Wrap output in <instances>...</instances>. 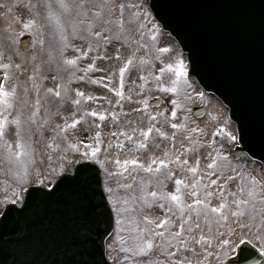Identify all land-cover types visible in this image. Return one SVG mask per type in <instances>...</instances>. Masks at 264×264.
Masks as SVG:
<instances>
[{"label":"rangeland","instance_id":"1","mask_svg":"<svg viewBox=\"0 0 264 264\" xmlns=\"http://www.w3.org/2000/svg\"><path fill=\"white\" fill-rule=\"evenodd\" d=\"M0 1L3 6V20L0 22V25L3 26V29H0V57H2L0 63L10 64L9 68H0V83H3L9 91L12 90L13 86H16V96L8 98L13 106L8 107L0 101V115L9 120L19 115L21 121L25 122L29 120V116L33 112L36 113L32 118L31 125L24 123L23 127L25 129L32 127L34 131L33 139L38 142L36 145L37 155H39L45 144L53 142L57 133H59L61 138L64 137L65 134L62 135L63 132H60V129H63L67 121L71 125L72 120H78V113L81 115L79 123L75 125V128L72 126L66 129L67 139L70 142L83 141V144L79 145L80 151H70L67 147H62L61 139H55V143L60 145V150L53 149L47 153L48 155H53V152H55L53 160L54 168H56L55 160L60 156H66V164H68L73 159H81L85 151L91 154L89 145L100 149L98 158L105 164L112 161L111 155L113 153H116L114 158H119L121 161L133 158L140 160L141 156L142 162L144 161L146 164L147 161L151 164L153 159L163 158L172 160L173 163L167 165L169 170L175 173V178L184 181L183 188L181 186L180 196L182 197V202L187 201L189 204H192V199L204 198L205 186L210 185V181L213 179L217 180V184L211 185L208 190L223 187L225 180L230 176L232 177L228 181L224 192V199L229 202L233 199L229 193L236 192L237 185L241 182L239 173L243 174L246 182L249 181L250 174L258 176V182L264 180V177L260 175L258 167L249 168V170L245 166L229 164L230 168L235 170L234 172L227 168L223 172H218L217 168L208 167L212 159H216L217 163L225 159L223 150L215 142V137L221 136L224 138L228 136V133H233V128L228 122L225 110L216 104L218 102L201 91L199 87H191L186 77H182L180 80L178 91L180 93L179 106L177 105L178 102L176 104L172 103L173 100L176 101V94H173L172 97H166L161 93V90H167L172 87L171 82L174 78V73L179 69V64L176 63L177 57L183 58L185 66L186 59L177 42L167 33L163 32L161 27L151 18L152 16L145 5L142 4V0H107L109 3L125 5L123 12L125 19H128L132 14L141 18L140 23H143L145 27L139 31L129 30L127 33H121L119 25L116 23H113L112 30L108 31V26L96 20L95 13L89 11L90 8L96 7L101 2H104V0H65L69 5L84 3L87 7L84 9L78 7L71 8L62 14L55 7L58 0ZM49 2L54 5L53 11L59 14V24L56 26L52 25V22L55 23V20L48 16L47 10L44 7ZM4 5L11 7L12 11L9 12L8 8ZM31 5H36V7H32ZM96 10L99 11V8L97 7ZM118 11V9L115 10L114 14H118ZM46 16L47 19L45 18ZM31 18L36 20L35 26L27 29L24 28L22 22H27ZM104 18H108L107 14H105ZM89 21L92 22L91 31H89ZM50 30L52 34L49 36ZM93 32H100L101 35L99 37L94 36ZM26 33H29L33 38L32 50L28 53L22 52L19 46V39ZM153 34L155 35V40L152 39ZM104 37H108L109 39L105 40ZM13 44H15L14 49L17 51L14 54L11 52V56H9L6 52L12 48ZM47 44L51 48L48 49V54L46 51ZM145 45L148 46L146 47ZM164 48H168L170 51H159ZM73 59L76 61L75 64L68 63V61ZM79 59L81 60L76 68L75 66ZM128 59L132 60L130 65L126 63ZM14 64H20L21 68L12 67L11 65ZM169 64H172L173 67L168 68ZM122 67L130 71L127 78L124 76L126 70L121 77L120 69ZM161 68L164 69L163 73L160 72ZM7 70H12V72ZM6 71L10 73L9 79L16 78L17 76L21 87L17 85L18 81L15 79L7 82L5 77H3V73ZM47 71L50 72L48 73ZM57 72L58 74H56ZM58 76H63L65 79L64 84L60 88L57 85L59 81ZM73 80L76 83H72ZM68 82L70 83V87L68 88L70 97L62 102L59 109L60 112H58L60 115L57 117H55L56 115L54 117L51 116L47 120L49 116L48 107L54 108L55 106L50 103V97L54 95V92L51 95L47 89L60 91V97L54 95L55 101L60 102V100L63 101L64 89L67 87ZM158 84L159 86H157ZM25 89H27V97L22 101L19 96L22 95L24 97L26 95ZM78 92H82L84 95L81 96ZM168 92L173 93L171 91ZM185 92L188 96H191L190 101H185ZM198 93H203V96L198 95ZM160 94L165 97L168 104H165L159 110L158 108H154L153 111L150 110L148 105L149 98ZM37 99L40 101L39 105L36 104ZM76 101H79V103L77 104ZM17 103H21L22 108L24 106V111L23 109L20 110ZM193 105H205L207 107L206 116L199 120L193 118L191 115ZM6 108L7 111H5ZM25 111L26 115L23 114ZM76 111L78 112L76 113ZM93 111L99 113V115L93 116ZM173 111L176 112L175 116L172 115ZM155 117L160 118L153 119ZM46 120L48 121L46 131H53V129L49 130V127L59 125V127L53 126L56 131L52 136L46 134V131L44 132V130L39 129L45 127L43 124ZM163 121L168 122V124L178 125V127H173L172 124L159 126L160 128L157 127L156 129H159L160 133H167V135L157 134L150 139L148 146L142 153L136 152L138 148L136 141L138 139L135 140L133 137V135L135 136L133 130L139 129L135 133L140 134L141 130L145 132L148 127H152L154 124L162 123ZM36 124L41 127H36ZM198 128L200 131H197ZM18 130L15 124H9L6 127L7 135L5 138L10 143L15 142L18 139L16 136ZM36 132L38 137L35 136ZM97 132L101 134L98 139L96 137ZM125 134L131 136L132 139H126ZM165 152L168 153L167 157L164 156ZM176 155H180L182 160L188 161L187 165L182 166L183 170L175 162L174 157ZM197 160H199L198 170L196 173H193L189 169L195 165ZM7 166L9 164L6 159L2 163V152L0 150V212L6 201L4 199L5 196L12 201L16 200L18 196V193L13 195V192L10 193L8 191L12 190L13 187L11 186L12 174H8ZM112 166L113 171V168H118L115 161H112ZM157 166L161 165L156 164ZM126 167L129 171L132 170L131 163ZM169 170L161 171L160 178L163 181L161 187L157 183H153L150 186L140 184L137 186L139 179L133 183L132 180L128 179V174H123L127 172L118 168L116 172L120 176H124L120 177L113 174L115 179L121 184L120 181L123 182V178H126L127 184H133V188H122L119 191L116 184L111 183L110 186L113 188L111 195L121 198L120 194L125 196V194L132 193L137 198L142 195L145 188L147 191H164L167 187L171 189L174 187L172 183L173 176L170 181L171 188L169 187L170 179H164V177L168 176ZM4 171L7 174H2ZM56 173H60L58 168H56ZM154 173H156L155 169L151 174ZM143 174L149 173L144 172ZM132 175L134 177L140 176V174H134V172H132ZM53 179L54 176L47 175L46 183L51 184ZM32 183H36L35 177H33ZM124 184L126 183L124 182ZM196 184L200 185L198 197L189 199L188 193L191 192L192 187H195ZM189 185L192 187H189ZM247 186L251 188L250 183ZM166 192L175 193V190ZM259 195L260 193L257 192V196ZM136 198H129L128 208L130 212L125 215L124 220H121V216L120 218L118 217L119 224L118 226L116 225V231L109 241L110 256L114 257L113 259L116 264H128V261L125 263L126 256L122 255L121 252H125L127 256H132V258H142L141 264H158L160 262L167 264L168 261L174 264L179 263L185 257L191 260L192 264H197L198 260L200 264H203L205 255L202 254L199 245L196 247L195 254H193L190 248L187 250L181 249L173 257H166L159 249L139 253L130 238L137 235L136 228L138 226L143 227V224L139 216L131 210H142L148 204L151 197H143V207H141ZM244 198H248L247 195ZM209 202L214 206L219 205L221 202L220 193L216 192L213 197L209 198ZM250 203L256 205L257 212L261 210L262 206L258 199L250 200ZM124 206L126 207V205ZM197 207L194 204V209ZM144 211L153 216L152 219L154 218L158 221L157 218H164L166 209L161 208L159 203H157V205H151ZM192 214L194 215V212ZM185 219H187L186 216ZM173 220L178 225L180 217L175 215ZM173 229L175 231L176 227H173ZM196 231L199 233L200 230L197 229ZM250 239L258 242L256 239ZM122 248H132L133 250L126 252L122 251ZM209 250L212 251V249ZM172 251L176 252V248L173 247ZM224 258L221 264H223ZM216 262L217 257L215 255L207 257V264H216Z\"/></svg>","mask_w":264,"mask_h":264},{"label":"water","instance_id":"2","mask_svg":"<svg viewBox=\"0 0 264 264\" xmlns=\"http://www.w3.org/2000/svg\"><path fill=\"white\" fill-rule=\"evenodd\" d=\"M145 4L189 53L191 80L230 108L243 137L232 156H249L261 162L264 171V0H145ZM29 41L28 36L21 40L24 50L30 49ZM194 113L199 117L204 109ZM82 164L92 166L103 191L94 163L72 165L64 175L75 176ZM24 197V203L9 206L0 220V264H110L106 241L114 221L113 215L107 217L111 209L105 194L101 200L91 187L66 181L51 195L34 194L26 205L27 193ZM241 248L254 253L245 252L247 259L241 264L251 259L259 264L256 249L248 244ZM237 256L230 263L236 264Z\"/></svg>","mask_w":264,"mask_h":264},{"label":"snow or ice","instance_id":"3","mask_svg":"<svg viewBox=\"0 0 264 264\" xmlns=\"http://www.w3.org/2000/svg\"><path fill=\"white\" fill-rule=\"evenodd\" d=\"M4 6L8 8L9 12L12 11L11 7L7 5ZM31 6L36 7V5ZM44 7L47 10L48 16L55 19L57 24H59V14L56 11H53L54 5L49 2L44 5ZM55 7L59 10V13L62 14L63 12H67L71 8L75 7L84 9L87 7V5L84 3L69 5L65 2V0H58V3L55 5ZM97 7L99 8V11L96 10ZM117 9L119 10L118 14H114V11ZM124 9V4L117 5L115 3H109L107 2V0H104V2H101L96 7L90 8L89 11L95 13L96 20L108 26V31L112 30L113 23L119 25V31L121 33H127L129 32V30L139 31L140 29H143L145 27L143 23H140L141 18L137 17L135 14H132L128 19H125L123 14ZM105 14H107V19L104 18ZM22 23L23 27L27 29L30 27H34L36 24V20L34 18H31L27 22ZM88 23L89 31H91L92 22L89 21ZM125 25H127V27H125ZM92 34L97 37L101 35L100 32H93ZM104 39L108 40L109 38L104 37ZM152 39L155 40L154 34L152 36ZM145 46L147 47L148 45ZM159 51L168 52L170 51V49L164 48L160 49ZM117 55H119V53H117ZM0 59H2V57H0ZM68 63L75 64L76 61L75 59H73L71 61H68ZM126 63L130 65L132 63V60L128 59ZM176 63L179 64V69L174 73V78L171 82L172 87L167 89L168 91H171L173 93H177L179 91L181 78L187 76V68L185 66L183 58L177 57ZM11 66L17 69L21 68L20 64H14ZM9 67L10 64L8 63H0V68L6 69ZM172 67V64L168 65V68ZM125 70L126 69L123 67L120 69L121 77L123 76ZM160 72L163 73L164 69L161 68ZM3 76L5 77V79H9L10 73L4 72ZM157 86H159V84ZM47 91L50 93L54 92V95L56 97L61 96V92L56 91L55 89H47ZM25 94L27 95V89H25ZM78 94L81 96L84 95L82 92H78ZM198 95L203 96V93H198ZM10 96H16V86H13L12 90L9 91L3 83H0V101H2L3 104L7 105L8 107L13 106L8 99ZM89 99H91V97H89ZM129 99H131V97H129ZM184 99L185 101H190L191 96H188L185 92ZM39 103L40 101L39 99H37L36 104L39 105ZM76 103L78 104L79 101H76ZM172 103L176 104L177 101L173 100ZM5 111H7V108L5 109ZM35 115L36 113L33 112L31 116H29V120L25 122L21 121L19 115L11 120L7 119L3 115H0V150L4 151L7 163L13 168L11 186L14 190L12 194L16 195L15 189L19 188V192L21 193L20 196H17V199L19 200L22 199L23 194L27 192V202L25 203L26 205L33 198L34 194L46 197L48 195L53 194V192L55 190H58L59 187H61V185H63L66 181H72L83 184L87 187H91L93 193L99 194L101 200H103L104 192L100 191V182L96 177L92 166L88 164H82L81 167L77 169L75 176H61L59 183L55 187H52L51 191L45 190V187H51L50 184H46L47 175L55 176L57 174L56 168H58L60 172L66 171V156H60L58 159H56V168H54L53 160L55 152H53V155L47 154L53 149H56L57 151L60 150V145L55 143V139H61V143L65 144L68 150L76 152L80 151L79 145H82L83 141L72 143L67 139L66 129L70 126H75L79 123V120L74 119L72 120L71 125L65 123L64 128L60 129V132H63L65 134L63 138H61L59 136V133H57V136L53 139V142L51 144H45L44 148L40 151L39 155H37L36 145L38 142L33 139L32 129L31 127H28L27 129L23 127L24 123L31 124L32 118ZM92 115L97 116L99 115V113L93 111ZM113 115L115 114L113 113ZM157 115H159V113H157ZM172 115L175 116L176 112L173 111ZM9 124H15L19 129L16 132V136L18 137V139L12 143H10L5 138L7 135L6 127ZM36 127L41 126L36 125ZM173 127H178V125H173ZM137 130L139 129L133 130V134H135V131ZM53 131L55 132L56 129H53ZM152 131L153 127H149L147 129L148 133H151ZM156 131L159 132V129H156ZM197 131H200V129L198 128ZM160 134L165 136L167 135V133L162 132ZM100 135L101 134L99 132L96 133L97 139L100 137ZM141 135L142 137L144 136V132L142 130ZM125 136L128 140L132 139V137L127 136V134H125ZM228 136L232 141L238 139V137L236 135H233L232 133H228ZM173 139H175V137H173ZM136 143H139L141 147H147L146 140L142 139L140 141H136ZM89 147L91 149V154H89L88 151H85L81 156L82 160L97 159L100 149L96 147H91V145H89ZM164 156L167 157L168 153L165 152ZM174 159L177 163V166H181L182 170V166L188 164V161L182 160L180 155H176ZM129 163H131L132 165H139V168L144 169L147 173L151 174L154 171L151 165L159 164L163 166L166 163L171 164L173 163V161L163 158L153 159L151 161V165H148L141 163L140 160L135 158L131 160L125 159L123 161H121L119 158L115 159L116 166L120 169H123L124 172H127L128 179L132 180L133 183H135V181L139 179L141 185H150L153 182V178H148L145 180L139 175L134 177L132 175V172H136L137 169L134 168L129 171V169L126 167ZM198 166L199 160L196 161L195 165L191 167L189 171L196 173L198 170ZM208 167H219L221 171L226 168L230 171H235L234 169L230 168L229 164L226 163V158L225 162L220 164L217 163L216 159H212L211 164ZM156 172L157 175L155 177V182L158 186L162 187L163 181L160 179V175L162 174L161 169L157 168ZM105 173L109 176L110 183L116 184L117 189L133 188V184L121 185L119 181L115 179V176L108 172L107 168H105ZM213 175H215V173H213ZM238 175L240 177L241 183L237 185L236 192L229 193V195L233 197L230 202L224 199V192L225 188L227 187L228 181L232 179L231 176L228 177L227 180H225L223 187H218L215 190H208L211 185L217 184V180H211L210 185L205 186L203 199L195 198L198 197L200 185L196 184L195 187L189 185V187H192V190L190 193H188V195L190 199L195 198L192 199V204L198 206L196 209H193L192 205L189 204L187 201L182 202V197L178 195V193L181 192V188L179 187V185L184 183V181L179 178L175 180V184L178 186L175 189V193H168L166 191H147L145 188V190L142 192V195L136 198L137 201L141 204V207L144 206L143 197L159 198L157 201L154 202L159 203V206L161 208L166 209V214L163 219L157 218L159 221L157 222V220L151 219L148 215H144L140 209L131 210L139 216V219L143 224V227L138 226L136 228L137 235L132 236L130 238L134 242L138 252L143 253L149 250L159 249L161 253L164 254L166 257H173L178 252H180L181 249L187 250L190 248L193 254H195L196 247L197 245H199L202 250V254L205 255L204 264H207V257L213 255L217 257L216 264H221L222 259L224 257H227L236 248H240L241 255L237 256L236 264H241L242 260L247 259V256L244 255L245 252H247V255L249 256L254 255L251 250L241 248V246L245 245L250 238L256 239L260 244V251L264 252V180L258 182V178L250 174L249 181L246 182L242 173H239ZM172 176H175V173L169 170L168 176L164 177V179H168ZM33 177H35V182L37 184L45 187H34L31 189V191L26 190L24 188V185L32 183ZM248 183H250L251 188L247 186ZM106 192L112 194L113 188L111 186L107 187ZM216 192L220 193L221 202L219 203V205L214 206L209 202V198L213 197ZM257 192L260 193L259 196H257ZM245 195H247L248 198H244ZM4 199L7 200L8 197L5 196ZM109 199H111L115 204V213L121 216V220H124L125 215L129 214L130 212V209L124 206L129 203V199L117 198L114 195H110ZM255 199H258L262 206L259 212L256 211V205L254 203H250V200ZM173 202H175V204H173ZM177 205L181 210L178 225L171 217L173 208H175ZM184 209H187L188 211L184 212ZM193 212L194 215L192 214ZM111 215V212L107 213V217L109 219L111 218ZM185 216L187 217V219H185ZM173 227H176L175 231L172 230ZM197 229L200 230L199 233H197ZM173 247L176 248V252L172 251ZM209 249H212V251H210ZM132 250V248H122V251L126 252H131ZM167 264H171V262L168 261ZM179 264H192V261L188 260L185 257L182 261L179 262ZM197 264H200L199 260L197 261Z\"/></svg>","mask_w":264,"mask_h":264}]
</instances>
